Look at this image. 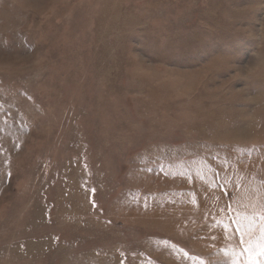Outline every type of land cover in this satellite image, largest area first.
Listing matches in <instances>:
<instances>
[{
    "label": "rangeland",
    "instance_id": "1",
    "mask_svg": "<svg viewBox=\"0 0 264 264\" xmlns=\"http://www.w3.org/2000/svg\"><path fill=\"white\" fill-rule=\"evenodd\" d=\"M0 264H264V0H0Z\"/></svg>",
    "mask_w": 264,
    "mask_h": 264
},
{
    "label": "snow or ice",
    "instance_id": "2",
    "mask_svg": "<svg viewBox=\"0 0 264 264\" xmlns=\"http://www.w3.org/2000/svg\"><path fill=\"white\" fill-rule=\"evenodd\" d=\"M94 191V190H93ZM93 206H95V205H93Z\"/></svg>",
    "mask_w": 264,
    "mask_h": 264
}]
</instances>
